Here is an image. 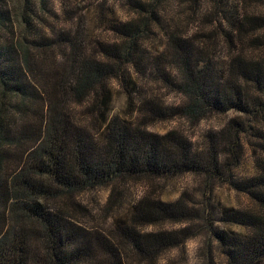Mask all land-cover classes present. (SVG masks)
I'll return each mask as SVG.
<instances>
[{"label":"trees","instance_id":"16d2710c","mask_svg":"<svg viewBox=\"0 0 264 264\" xmlns=\"http://www.w3.org/2000/svg\"><path fill=\"white\" fill-rule=\"evenodd\" d=\"M178 1L0 0V264H159L201 234L200 264H264V18ZM215 23L217 42L204 34ZM154 74L184 100L150 94ZM114 83L130 120L111 116ZM229 114L202 145L148 129ZM244 145L247 178L236 175ZM185 176L201 182L199 203L143 196L118 213L133 183ZM223 185L246 203L216 205ZM102 188L107 228L79 198Z\"/></svg>","mask_w":264,"mask_h":264},{"label":"rangeland","instance_id":"374dc122","mask_svg":"<svg viewBox=\"0 0 264 264\" xmlns=\"http://www.w3.org/2000/svg\"><path fill=\"white\" fill-rule=\"evenodd\" d=\"M225 1L229 2L230 6H224L223 4L225 3ZM178 2L180 3V10H184L189 7V4L183 3L182 0H179ZM204 2L205 6L208 8V11L212 9L214 10L213 12L215 15L218 14L219 17L225 19L230 18V13L224 14L220 10L231 8H233L232 15L234 17H239L238 13H240L241 15L253 16L259 19L264 18V0H224L220 5L221 9H218V11H215V0H204ZM56 5L59 8L60 4L58 3V1ZM204 34L215 35L216 42L217 40H221L220 35L222 33L220 27L218 26V23L212 25L207 24ZM236 36L238 39L239 35L236 34ZM156 45L160 46L163 49L164 43L157 41ZM162 52L163 51L160 49L159 54H161ZM218 55L221 58L220 60H223L221 56L224 54L222 52H219ZM171 66L174 65H170L169 67L171 68ZM168 74L175 76V67H172ZM157 75L154 74L153 77H150L148 81L144 82L146 83L145 86L147 90L151 92L150 94L156 96V98L162 103H166L168 105L180 104L184 100V98L176 91H173L170 86H166L163 80H160L159 78L157 79ZM113 85L114 90L113 101L111 105V116H120L121 118L130 120L131 116L128 113L129 107L127 95L121 86L115 83ZM135 116L136 115L134 114L133 117ZM233 116H235V114L213 117L203 120L197 125H192L186 119L167 120L153 123L148 126V129L149 131L158 134H164L170 130L177 129L184 133L188 138L192 139V141L196 145H202L203 137L207 132L219 131L228 122L229 118ZM254 174L255 156L252 153V150L247 145H244V156L240 166L236 170V175L241 178H247L253 176ZM143 185L144 183L137 182L133 183L129 187V191L126 198L124 199L122 209L118 211V213L125 214L130 205L143 196H150L154 200L160 199L164 202H174L181 196L182 193H188V200H194L196 203H199L201 201V182L197 181L192 176H185L168 182L158 181L156 182V184H154V186ZM109 196L110 190L102 188L83 193L79 197L82 200L83 204L91 212L92 220L95 223V226L97 225V227L100 226V228H107L112 220V217L115 216H109V211L107 209V206L109 205ZM213 200L214 203L220 208L238 207L246 203L244 196L238 195L234 190L229 189V187L225 185L217 187L214 190ZM195 207L197 210L200 209V206H197L196 204ZM170 228L179 229L181 228V226H173ZM205 241L206 236L204 234L190 239L185 243L183 248L172 250L164 255L159 264H200L201 260H199V253L200 250L204 247Z\"/></svg>","mask_w":264,"mask_h":264}]
</instances>
